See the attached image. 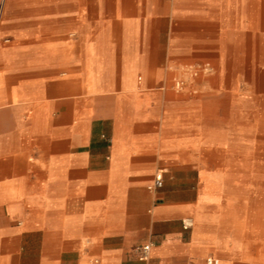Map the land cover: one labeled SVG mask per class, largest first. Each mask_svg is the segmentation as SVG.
I'll return each mask as SVG.
<instances>
[{
	"label": "crops",
	"instance_id": "0c3cea01",
	"mask_svg": "<svg viewBox=\"0 0 264 264\" xmlns=\"http://www.w3.org/2000/svg\"><path fill=\"white\" fill-rule=\"evenodd\" d=\"M6 12L0 264H264L263 221L223 185L228 134L203 122L222 93L237 106L247 93L250 109L264 93V0H9ZM186 63L232 82L208 97L160 85ZM234 131L255 156V124Z\"/></svg>",
	"mask_w": 264,
	"mask_h": 264
},
{
	"label": "rangeland",
	"instance_id": "374dc122",
	"mask_svg": "<svg viewBox=\"0 0 264 264\" xmlns=\"http://www.w3.org/2000/svg\"><path fill=\"white\" fill-rule=\"evenodd\" d=\"M9 0H0V44L5 46L11 31L5 22L9 20L6 7ZM171 76L161 78V86L174 90L178 95L188 97H208L209 86L214 84L227 85L232 78L224 77L220 82L213 81L210 85L212 68L209 64H183L174 67ZM214 73V71H213ZM245 83L244 80L240 82ZM207 88V89H206ZM246 103L237 106L233 103L230 94L222 93L216 99H210L209 113H206L204 126L209 130L224 129L228 136L229 149L220 159L225 162L226 173L222 177L225 190L230 195H235L246 201V209L253 210V215L264 223V93L256 94L255 109L249 108V96L245 92L240 93ZM252 122L256 128L255 156H249L243 152L244 146H239L232 139L234 130L242 128L245 131ZM241 205V204H240ZM248 212V211H247ZM247 216H250L247 213ZM229 230V227L226 228ZM261 233L264 234V231ZM231 239L232 236H230ZM264 240V235L262 237ZM233 243V240L230 241ZM236 264H249L248 260L238 259Z\"/></svg>",
	"mask_w": 264,
	"mask_h": 264
},
{
	"label": "built area",
	"instance_id": "2783aa9c",
	"mask_svg": "<svg viewBox=\"0 0 264 264\" xmlns=\"http://www.w3.org/2000/svg\"><path fill=\"white\" fill-rule=\"evenodd\" d=\"M163 184H164V176H163V172H160L155 176V180L153 184H151L150 188L157 189L162 187ZM183 224L185 229H190L194 226V220L192 218H186L185 220H183ZM151 248H152V244L149 243L144 245L140 249V254H139L140 260L147 261L149 259ZM206 262L207 264H220V260L216 257H209L207 258Z\"/></svg>",
	"mask_w": 264,
	"mask_h": 264
}]
</instances>
